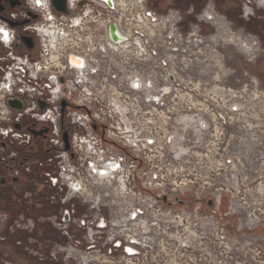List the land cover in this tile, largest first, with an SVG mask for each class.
<instances>
[{
	"label": "rangeland",
	"instance_id": "obj_1",
	"mask_svg": "<svg viewBox=\"0 0 264 264\" xmlns=\"http://www.w3.org/2000/svg\"><path fill=\"white\" fill-rule=\"evenodd\" d=\"M208 1L225 16L227 23L236 32L232 44L224 47H207L206 52L210 54L202 55L203 58L200 59L202 63L196 68V71L201 69L203 71L200 73L188 71L185 73L187 79L181 75L183 73L178 68L189 63L195 55L193 53L196 48L188 50L192 36L189 37L187 34L192 32L193 25L196 24L203 35L214 32L213 26L198 22L201 9L170 5V2L165 0H147L148 6L159 13L162 21L168 19L164 23L150 26L147 30L149 34L155 33L149 38L151 45L157 43L156 46H151L149 57L151 61L162 60L164 57L160 52L163 41H166L167 46L174 49L171 51L170 63L174 67L168 66L167 59L166 69L178 73L179 78L173 83L175 89L185 90L186 83L190 80L195 93L193 97L217 96L218 102L240 98L245 105L244 112L240 116L224 117L221 125L217 124L216 128L211 126L204 135L202 133L196 137L192 134L194 137L186 145H195L197 149L192 150H196L201 156H197L181 174L182 177L188 178L185 184L182 183L179 187L172 186L174 176L166 172L168 176L165 177V181L154 187L158 195H161L160 200H156L150 215L141 209L140 218H145L149 226L147 229L136 223L137 221H124L132 217L129 215L131 211L139 208L137 205L139 200L131 194L128 195L125 188L118 190L117 199L121 203V210L114 213L111 220L123 218L117 229L137 228L149 241L150 247L147 252H140L139 257H133L134 262L137 259L139 262L147 259L150 264H264V202L262 206L258 205L264 201V8L258 5L257 0H231L229 4L224 0H205L202 8ZM217 6L223 10L228 7L231 12L236 10V18L230 16L228 18ZM77 9L75 17L82 18V27L72 31L73 36L68 45L61 49V53L65 54L72 47L81 54L86 53L91 70L88 68L85 77L91 82L89 90L91 89L93 98L96 97L97 103L100 101L106 107V112L114 113L116 120H122L128 126L127 132L123 129V134L132 141L138 115H133L135 95L125 91V84L133 77L135 70L133 46L122 51L115 50L107 44L103 24L107 19L113 21V17L117 18L118 14L106 15L104 11L99 16L100 9L95 5ZM119 11L123 14L122 9ZM132 17L135 18L131 21L133 26L138 18L134 15ZM130 18L131 14L124 12L121 24L123 28ZM172 24L175 26H171ZM175 28L184 30V37H188L185 42L169 40L170 33L172 30L174 32ZM130 31L132 37L133 28ZM189 39L190 42L187 41ZM153 72L165 75L167 70L155 69ZM67 78L74 81L71 74L67 75ZM84 84L83 81L81 85ZM214 89H219V92L216 93ZM99 94H102L103 100ZM174 101L175 103L168 104V109L173 112L171 117L183 106V103L176 99ZM219 104L221 106V103ZM148 116L142 113L140 121ZM140 128L143 135H147L148 132L155 135L157 149H164L169 143L170 136L163 135L157 127ZM176 137H179L178 133ZM195 138L197 144H194ZM188 172L190 173L186 174ZM182 177H177V180H182ZM92 192L91 198L89 196L87 200L89 204L84 207L85 209L86 207L88 209L89 205L94 207L89 209L88 215L94 217L98 211L97 207L103 214L113 210L97 206L113 200L109 191L96 186ZM196 192L200 194V198L202 197L199 208H196L195 203L190 206L194 201L192 198L188 206L177 211L166 204L167 200L176 201L184 194ZM212 196L218 199L221 197L220 216L217 211L215 214L209 211L211 206H205L203 202ZM45 205L48 208L47 199L42 204L43 207ZM107 205L109 207L110 204ZM158 206L161 208L159 211ZM215 207L214 203V210ZM153 212L157 216H153ZM46 217L39 219L44 221ZM178 219L181 224L178 223ZM43 225L47 227L44 222ZM150 229L151 233H145ZM74 233L77 238L81 235L77 230H74ZM16 236L19 237L17 241L22 243L21 247L36 255L45 254L46 249L51 246L49 239L38 240L31 233ZM59 237L56 232L55 241Z\"/></svg>",
	"mask_w": 264,
	"mask_h": 264
},
{
	"label": "built area",
	"instance_id": "obj_2",
	"mask_svg": "<svg viewBox=\"0 0 264 264\" xmlns=\"http://www.w3.org/2000/svg\"><path fill=\"white\" fill-rule=\"evenodd\" d=\"M95 1H97L100 9V11L97 10L98 13L102 14L105 11L106 15L118 14L117 18L121 16L120 30L124 33L125 30L126 32L129 31V37L120 49L124 51L126 48L133 46L135 52L134 74L125 84V91L135 95L133 115H138L136 119L137 125L133 131L134 139L130 141L125 138L127 135L123 134V129L124 132H127L128 126L122 120H116L114 113L106 112V107L100 101L97 103L96 97L93 98L92 91H90L91 89L89 90L91 82L85 77L88 74L87 70H91V65L88 64L87 60L88 57L86 58L87 55L85 56L86 53L81 54L79 50H74L72 47L71 50L62 55L61 49L68 45V41L73 36L72 31L82 27V18L80 17L78 25L75 23L77 18L75 16L65 18L62 15V17L58 18L47 10L42 11L45 13V22L36 27L42 39V52L48 63L57 65V73L50 70H46L48 71L46 73H48V78L55 82L58 77L63 79L61 85L73 105L67 113L69 122L75 126L71 135L70 151L60 150L58 153L59 192L63 193L62 201L66 202L76 199L86 206L89 204L87 200L89 196L91 198L92 190L96 186L104 187L113 197L110 203L97 205L113 209L107 214H103L100 208L97 207L96 215L91 217L88 215L89 209L94 207L89 205L88 209L86 207L83 213L74 216L70 222L55 220V226L64 240L54 243L50 247L47 258L60 261L63 264H150L147 259L141 262L137 258L136 262L133 260V257H139L140 252H147L150 247L148 245L149 241L143 237L139 229L128 228L126 230L123 228L120 230L117 227H119L120 222H123V218L111 220L112 215L121 210V203L117 199L118 190L125 188L128 191V195L131 194L139 200L137 204L139 208L136 211H131L132 213L129 215L132 217L126 218L124 221H137L136 223L143 225V228L147 229L149 226H147L145 218H140V215H142L141 209L146 210L147 215H150L151 209L156 205V200H160L161 195H158L154 187L163 183L168 173L174 176L171 183L173 181L180 183L184 179L183 183L185 184L188 178L182 177L183 175L181 174L184 169H187L197 159V156H201L197 154L196 150H192L197 149L195 145L188 146L186 144L189 143L192 137H197L198 134L201 135L202 133L204 135L210 130L211 126L216 128L217 124L221 125L224 117L242 115L245 105L240 98H230L229 100L218 102L217 96H209V98H207L208 96L193 97L195 93L190 80L186 83L187 88L185 90H177L173 87V83L179 78L178 73L168 70V68L166 69L167 59L169 60L168 66L174 67L170 65L173 48L168 47L166 41H163L160 53L164 58L151 61L149 57L152 51L151 46H156L157 43L151 45L149 38L153 37L155 33H151V35L147 32L150 26L153 27L160 22L164 23L168 19L162 21L159 13L148 6L147 0H123V6L119 5L121 8L118 6V9L113 8V0H111V6L108 5L107 0ZM39 8H42V5ZM120 9H122L123 14L124 12L131 14V18L124 28L121 25L123 23V14L119 11ZM133 15L137 16L138 20L132 26ZM117 18L113 17L111 22L107 19L108 22L106 21L103 24L104 29L107 26L105 38L108 45L111 40L108 27L111 23L116 25V32L121 37V40L115 43H120L125 39L117 31ZM197 19L200 23L211 24L214 32L203 35L196 24L193 25L192 32L187 34L189 37L192 36V43H189V47L186 44V47H188V50L196 48L195 53H193L195 55L189 60L190 62L178 67L180 72L183 73L181 75L187 79L188 76L185 73L188 71L197 73L203 71V69L196 71V68L202 63L200 60L203 58L202 55L210 54L206 52L207 47L227 46L233 43V39L236 36V32L227 23L225 16L219 13L211 3H207L201 9ZM171 26H175V24ZM132 28L134 34L132 33V37H130ZM58 30L65 31L66 42L64 39L58 38ZM74 32L76 33V31ZM170 39L183 43L188 37H184V30L175 28L174 32L172 30L170 33ZM187 41L190 42V39ZM59 43L60 45H58ZM181 52L183 53V50ZM72 53L84 56L87 62L80 69L78 77L75 73L78 69L69 64V55ZM155 69L159 71L167 70V72L165 75L162 73L157 75L153 72ZM69 74L73 76L74 81L67 78ZM169 76L171 77L169 78ZM83 81L85 84L81 85ZM196 84L199 83L196 82ZM33 90L34 87L32 86L27 88L23 85L17 88L9 86L7 87L6 95L9 96L12 92L23 93L24 91L32 92ZM54 91H58V87ZM214 91L217 93L219 89H214ZM40 95L41 92L37 90L36 99ZM98 96L103 100L102 94ZM175 99L183 103V106L179 110L177 109L175 115L171 117L173 112L168 109V104L169 102L175 103ZM219 103H221V106ZM33 105L37 106L35 100ZM56 111L57 107L55 106L47 107L44 111L38 113V117L40 120L53 124L51 141L62 145L63 141L60 139V128L57 125L58 115H56ZM142 113L149 116L140 121ZM8 118L9 112L4 105V96H0V122L8 121ZM94 125L100 127V130H96ZM140 126H145L146 128L153 126L154 129L157 127L163 135L170 136L169 143L164 149H157L155 135H151V132L143 135ZM177 133L179 137H176ZM103 136H105L107 141L103 139ZM196 140L197 138H195L194 144H197ZM107 170L110 172L109 175H107ZM155 172L158 174H155ZM179 176L182 177V180H177ZM174 178L176 179L174 180ZM190 196L194 200L190 206L195 203L196 208H199L202 199L200 194L196 192L195 194H190ZM210 198L215 203L217 210L221 197L219 199L213 196ZM107 204H110L109 207ZM147 205L153 206L149 209ZM170 208L173 210L172 207ZM72 228L81 233L79 238L76 237ZM128 249H131V252ZM116 254L118 255L116 256Z\"/></svg>",
	"mask_w": 264,
	"mask_h": 264
},
{
	"label": "flooded vegetation",
	"instance_id": "obj_3",
	"mask_svg": "<svg viewBox=\"0 0 264 264\" xmlns=\"http://www.w3.org/2000/svg\"><path fill=\"white\" fill-rule=\"evenodd\" d=\"M194 1L190 2V8ZM89 5L98 8L95 0H65V12L56 10L53 0H40L39 6L36 0H0V29L8 33L5 40L3 32H0V96H4V105L9 112L8 121L0 122V264H13L8 255H3V245L20 248L22 243L17 241V234L31 233L38 239L37 231L47 228L60 236L56 241L50 240L52 246L63 241L54 221L70 222L85 210V206L76 199L63 202V193L59 192L58 153L60 150L70 151L75 126L69 122L67 113L73 105L61 85L63 79L57 76L55 82L48 78L46 70L57 73V65L45 60L42 39L36 27L45 22L44 10L58 18L62 15L71 18L78 13L77 8ZM72 63L79 66L82 60L73 57ZM20 85L25 88L32 86L35 91L6 95L7 87ZM56 87L58 91H54ZM37 90L41 95L36 99ZM34 100L37 106L33 105ZM52 106L57 107L62 145L51 141L53 124L38 117V113ZM94 128L100 130L96 125ZM190 198V194H184L176 201L167 200L166 204L178 210L188 206ZM45 199L48 200V208L42 206ZM203 202L205 206L209 205L208 200ZM212 205L213 201L209 206ZM45 216L44 221L40 220ZM36 256L47 258V253Z\"/></svg>",
	"mask_w": 264,
	"mask_h": 264
},
{
	"label": "trees",
	"instance_id": "obj_4",
	"mask_svg": "<svg viewBox=\"0 0 264 264\" xmlns=\"http://www.w3.org/2000/svg\"><path fill=\"white\" fill-rule=\"evenodd\" d=\"M165 1H167V0H165ZM204 1L205 0H195L193 3V6L191 8H193L194 10L202 9ZM224 1L228 2V4L232 2L231 0H224ZM168 2H170V5L172 4V5H177L179 7L190 8L189 4H190V2H192V0H169ZM217 8L220 11L224 12L228 18H230V17L236 18L235 17L236 10L234 12H231L232 10H230L228 7L224 8V10L220 9L218 6H217ZM103 139L105 141H107L105 136H103ZM223 204H224V202H223ZM209 211L214 212V213H216V211H217L219 216L221 215V211L219 210V208H218V210H214V203L209 208ZM53 232L54 231H51L47 228H42L39 231H37L36 237L38 239L55 240L54 237L56 236V233H53ZM3 247L5 249V251L3 252V255L6 257L8 255L7 258L10 259L13 264H63L60 261H56V260H52V259H48V258L39 259L38 256L28 254L21 247L19 248L16 245H15V247H12L11 245H8V244L5 245L4 244ZM48 250H49V248L46 249L45 253H48Z\"/></svg>",
	"mask_w": 264,
	"mask_h": 264
},
{
	"label": "bare ground",
	"instance_id": "obj_5",
	"mask_svg": "<svg viewBox=\"0 0 264 264\" xmlns=\"http://www.w3.org/2000/svg\"><path fill=\"white\" fill-rule=\"evenodd\" d=\"M257 2H258V5L259 6H262V8H264V0H257ZM113 4H114V7L113 8H117L119 5H121V7L123 6V0H113ZM120 7V6H119ZM120 7V8H121ZM246 8H249V7H246ZM251 11V10H250ZM87 12H89V10L87 11ZM120 21H121V16L120 17H118L117 18V20H116V23H117V31H118V33L123 37V38H125L124 39V41H121L120 43H115V42H112L111 40L109 41V46L111 47V48H113V49H115V50H121L120 49V47L122 48V46L124 45V43H126V39H128V37H129V31L128 32H123V31H121L120 30ZM75 23L76 24H78L79 25V23H80V18L79 17H77L76 18V20H75ZM221 28H222V25H221ZM105 29H106V31H107V26H105ZM64 32L65 31H63V30H58V38L60 39V38H62L61 40H67V38H66V35L64 34ZM55 33V32H54ZM212 36H214V35H212ZM211 36V37H212ZM61 40H59V41H61ZM66 40H65V42H66ZM209 40V39H208ZM61 43V42H60ZM60 43L58 44V45H60ZM220 46H223V45H220ZM224 47V46H223ZM68 54V53H67ZM70 57H69V64H70V66H73V67H75L76 69H78V71L77 72H75L76 73V75H77V77H78V73H80V69H82L86 64H87V62H86V59L84 58V56H82V55H76V54H74V53H72L71 55H69ZM67 57H68V55H67ZM79 58V59H81L82 60V64L81 65H75V64H73L72 63V58ZM105 172V171H104ZM104 172H102V173H104ZM110 174V172H109V170H107V175H109ZM176 178H174V180H175ZM184 182V179L179 183V182H177V181H173L172 182V186H175V187H179V185L180 184H182ZM150 201H153V200H150ZM263 202L264 201H262V202H260L258 205L259 206H262L263 205ZM152 203V202H151ZM150 205V204H149ZM149 205H147V207H149V209H150V207H152L153 205H151V206H149ZM161 208L158 206V211L160 210ZM152 215L153 216H157V215H155V213L153 212L152 213ZM179 221H178V223H180L181 224V221H180V219H178ZM188 229V228H187ZM190 232V231H189ZM147 233H151V229L150 230H148V232ZM188 233V232H187ZM190 236V235H189ZM175 237H177V236H175ZM195 237V236H194ZM197 237V236H196ZM190 238H192V237H190ZM194 240V239H193ZM177 241V240H176ZM186 245V244H185ZM177 257V256H176ZM145 258V257H144ZM143 260V259H142ZM174 261V260H173ZM172 261V262H173Z\"/></svg>",
	"mask_w": 264,
	"mask_h": 264
},
{
	"label": "water",
	"instance_id": "obj_6",
	"mask_svg": "<svg viewBox=\"0 0 264 264\" xmlns=\"http://www.w3.org/2000/svg\"><path fill=\"white\" fill-rule=\"evenodd\" d=\"M107 3L109 6L112 5V1L111 0H107ZM64 4H65V0H53V5L55 6L56 10L61 11V12H65V8H64ZM108 33L109 36L111 38L112 41L116 42L118 40H121V37L117 34L116 32V25L114 23H111L108 27ZM64 140L66 142V135L64 134ZM66 148H68V146L66 145ZM163 199H165V197H163ZM212 199L209 198L208 199V204L211 205L212 203ZM64 220H67V218H64Z\"/></svg>",
	"mask_w": 264,
	"mask_h": 264
},
{
	"label": "snow or ice",
	"instance_id": "obj_7",
	"mask_svg": "<svg viewBox=\"0 0 264 264\" xmlns=\"http://www.w3.org/2000/svg\"><path fill=\"white\" fill-rule=\"evenodd\" d=\"M36 3L39 6L40 0H36ZM0 32H3L4 39L6 40L8 37V33L6 31H3L2 29H0ZM128 251L131 252V249H128Z\"/></svg>",
	"mask_w": 264,
	"mask_h": 264
}]
</instances>
